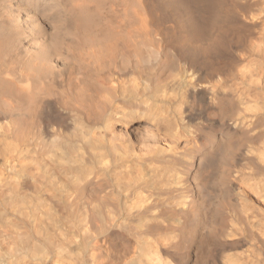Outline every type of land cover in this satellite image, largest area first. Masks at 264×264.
<instances>
[{"label": "bare ground", "instance_id": "6f19581e", "mask_svg": "<svg viewBox=\"0 0 264 264\" xmlns=\"http://www.w3.org/2000/svg\"><path fill=\"white\" fill-rule=\"evenodd\" d=\"M176 1L188 13L187 48L165 37L152 0L125 2L118 22L97 20L91 0H0V264H264V206L229 178L246 131L226 124L230 101L254 82L264 100V37L248 53L241 34L260 11ZM239 58L228 85L223 66ZM161 61L184 62L190 105L209 97L204 111L216 117L199 135L188 128L194 117L176 121V134L190 135L200 154L179 172L161 170L158 181L149 165L173 156L148 144L117 153L111 134L121 123L140 135L149 103L166 90L156 85ZM120 233L123 254L114 252ZM205 239L215 247L204 253Z\"/></svg>", "mask_w": 264, "mask_h": 264}, {"label": "rangeland", "instance_id": "374dc122", "mask_svg": "<svg viewBox=\"0 0 264 264\" xmlns=\"http://www.w3.org/2000/svg\"><path fill=\"white\" fill-rule=\"evenodd\" d=\"M91 1L93 3L90 7V10L98 9V12H99L97 16L95 17L97 20L104 21L106 19V20H112V21L118 22L121 19L120 16L122 13V7L124 3L130 0H98V1L91 0ZM152 1H155L153 3L156 5L155 6L156 14L159 15V17H163V18H160L159 20L162 24L161 28L163 29L162 32L165 34V37L171 40L174 43V45L178 44L179 42L181 45L187 48L189 46V43L186 40H183L182 38L183 36H186L184 32L186 30V20L188 18V13L185 10H183L184 8H179L180 6L178 5L180 4H178L176 0H152ZM248 1L223 0L222 5H223V8L227 10L234 4H236L237 6L238 4H241V5L246 4L243 6L246 7L245 10L247 12L250 13L251 11H253L252 12L253 14L254 12L258 13L260 11L258 14L261 15V19H258L256 24L249 27L245 31L244 34L241 33L244 37L245 49L249 53L252 51L253 46L257 45L259 41L262 39V37H264V0H255V1L252 0L251 2L250 0ZM158 4H160V7L158 6ZM219 16L223 18L225 17V19L222 22H227V23L230 22V20L227 18V16L224 13H222ZM53 17L56 18V16H53ZM48 18H50L48 20H51L50 16H48ZM46 19L47 17H45V20ZM215 29L216 27H214V30ZM180 38L182 40H180ZM164 52H168V51L164 50ZM219 54H220V58L222 59V61H223V58L227 57L226 50L220 51ZM160 60H163V58H161ZM183 63H184L183 61L177 62L175 64L164 63V61L160 62L159 67H157L158 72L156 71L154 73L155 75H158V78H157L158 80L160 79L159 76H161V74L163 75L165 74L166 76L164 75L165 77L163 78V75H162L161 80H159L158 83H156V85L160 86L162 90L164 89L166 90H164V92L161 93L160 96H157L156 98H154L155 100L154 102L149 101V102H152V103H149L152 106V111L150 113H147L146 117H144L145 119H143V121H141L139 125H137V128L139 127L138 128L139 131H135V133L141 132L139 133L140 135L137 134L138 138H136L137 135H135L131 129H129L128 133L123 131L122 130L123 128L120 127L121 123H116L114 125L115 128H113L114 131L112 134L108 132H106L107 134L105 133L106 135L104 134L105 137L109 134L107 138L110 136V134L113 135L112 138L113 137L123 138V139H118L119 143L118 141H116L117 140L116 138L115 140L112 139L111 144H113V146L114 145L122 146L120 144L126 145L125 146L126 148L122 147V149L119 146H118V149H116L117 147L114 146L116 147L114 149L117 153H123L125 151L126 153L136 154L137 151L135 150H138L139 148H141V150H138L139 152H141L144 149H146V146L151 145L150 149H152V147H154V149L150 150L148 146L146 151H154V152L161 151L165 154H170L171 156H173L172 157L174 158L173 160H167L165 163L160 162V163H153L149 165V168L151 169L154 168L153 170L158 172L156 175H153L155 178L158 179V181H159V178L161 177V174H160L161 170L164 172H168V171L179 172L182 170L183 167H186L184 166V164H189L192 161L191 158L193 156H198L200 154V153H194L193 150H190L191 149L190 148L191 144L189 142L190 135L185 134L184 136L180 137L179 135L176 134L177 133V122L176 121H181V117H194L192 121L187 123L188 128L190 131H193L197 135H199V134L208 132V126L210 125L209 123L210 121L208 122L207 120L208 118L206 117H216V115H208L204 111V107H206V102L208 101L209 97H206L207 99H202V100L200 99L201 101H199L200 97H198L196 98V101L194 100V105L192 106L190 105L191 103L190 99H188L187 96H185L186 95L185 91L187 90L185 87L190 82V79H189L190 76L184 71L185 65ZM241 65H243V63L240 62V58H239V60L233 61L230 64V66L229 64H226L223 66L224 68L227 67L225 69L228 72L227 74V84L228 85L231 84L233 77L236 78V75L238 71L240 70ZM167 70H168V73H167ZM161 71L164 73H162ZM234 82L237 83L236 81ZM255 83L256 82H254V84L251 85V88L249 89V91L243 90V94H240L239 97H234L231 101L229 100L230 109H228L229 112L227 111V115H226V117H228L229 119H227L226 124L232 125V126L234 125L242 126V128L246 131L245 135L243 136L241 135L237 137L235 140L237 145L234 147L233 155L235 159L238 160V166H237L238 168L236 172L235 173L233 172L232 175L229 177L231 179V183L234 185V190H236V192L238 190H242L244 192L246 191L247 196H249L248 198L251 201V203L261 208V206H264L262 204L263 199L260 198L261 195H263L264 197V187H261V186H264V169H263L264 168L263 166L264 165V100L260 99L261 97L259 96L258 86H256ZM169 84H171L170 85L171 87L169 86ZM227 84L225 85L227 86ZM238 88L240 89L239 86ZM250 94L252 96H249ZM186 108L189 110V112L186 111ZM201 111L203 112L201 113ZM193 113L194 114L196 113V115L194 116ZM211 120L214 121V122L211 121L212 123H216L215 118ZM153 129L155 130L152 134L157 139L154 140V142L155 141L156 142H155V145L153 144L152 146V143H153L152 139H154V137L151 134V132ZM145 131H147L145 133L147 135L144 136L143 132ZM148 131L150 132V137H149ZM115 132L117 135L115 134ZM120 133H123V134H120ZM118 135L120 136L122 135L123 137L122 136L118 137ZM134 135H135V138H133ZM139 137H141V139L144 138L143 140L145 142L139 140ZM159 137L161 140H158ZM134 139H138L136 141L137 144L136 142H134L135 141ZM149 140L151 143L149 142ZM157 140L159 143H157ZM168 140L173 141V142L168 143ZM139 141H141L142 143ZM161 141L162 142L164 141L163 144ZM198 142H197L198 148L201 151L202 149L206 151V148L200 145V141ZM141 146H143V148ZM172 148L173 149L176 148V150L179 148V151L178 150L174 151L172 150ZM125 149H128V150H125ZM130 149H131V152L129 151ZM189 151H192V152L191 154L187 155V152ZM194 170H195L194 167H190V171H194ZM217 171H218L217 175L220 176L223 172V168L219 167L217 168ZM152 174L153 173L151 172V175ZM159 198H161V196H159ZM162 198H164V196H162ZM230 213L232 212H229V214ZM127 237L128 236L126 233H122V234L120 233L117 236L116 235L113 236V244H114L115 253L120 252L121 254H123L122 251L124 250L122 248L128 246L126 245ZM245 240L246 242L245 243L242 242L240 246L241 250H244V251L247 250L245 248H247L250 244L247 238H245ZM116 245L119 247L117 248ZM120 245H122V247ZM200 247H202L201 249L205 253V251L210 252L211 250H213L215 245L213 244L211 240L205 239L201 243ZM206 261L207 260L205 259V262ZM209 264H212V263L209 262ZM213 264H216V263H213Z\"/></svg>", "mask_w": 264, "mask_h": 264}]
</instances>
